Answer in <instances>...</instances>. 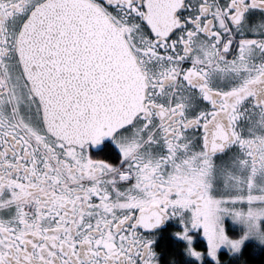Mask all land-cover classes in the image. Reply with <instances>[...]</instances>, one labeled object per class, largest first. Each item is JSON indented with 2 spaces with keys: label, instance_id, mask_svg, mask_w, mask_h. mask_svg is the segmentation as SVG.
<instances>
[{
  "label": "snow or ice",
  "instance_id": "snow-or-ice-1",
  "mask_svg": "<svg viewBox=\"0 0 264 264\" xmlns=\"http://www.w3.org/2000/svg\"><path fill=\"white\" fill-rule=\"evenodd\" d=\"M0 264H264V0H0Z\"/></svg>",
  "mask_w": 264,
  "mask_h": 264
}]
</instances>
